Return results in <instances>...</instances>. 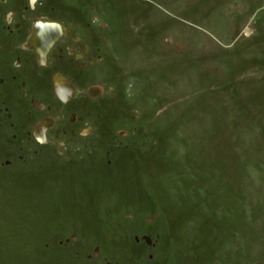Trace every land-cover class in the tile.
Masks as SVG:
<instances>
[{
	"label": "rangeland",
	"instance_id": "1",
	"mask_svg": "<svg viewBox=\"0 0 264 264\" xmlns=\"http://www.w3.org/2000/svg\"><path fill=\"white\" fill-rule=\"evenodd\" d=\"M29 4L2 3L0 31L17 11L47 48L57 24L90 67L60 71L86 87L73 105L38 65L45 109L12 100L0 123V264H264V0Z\"/></svg>",
	"mask_w": 264,
	"mask_h": 264
},
{
	"label": "flooded vegetation",
	"instance_id": "2",
	"mask_svg": "<svg viewBox=\"0 0 264 264\" xmlns=\"http://www.w3.org/2000/svg\"><path fill=\"white\" fill-rule=\"evenodd\" d=\"M39 3L42 2V0H36ZM37 2L36 5L32 4L30 0L29 5H23V9H28L29 7L31 8H37ZM2 3H7V0H2L0 2ZM0 4V6H2ZM12 11V10H11ZM9 12L7 13V22L3 23L2 28L5 29L6 31H0V67L7 68L5 69L4 72L1 73L0 75V89H6V87H10L11 91L10 94H13L15 97V100L10 96V94L3 92L0 97H3L2 102L0 103V123L6 127V131H10L11 129H14L15 127V109L12 105V100L15 101L18 104H23L27 102L26 100L29 99L30 103H35L37 102V108L40 110L45 109V105L43 103L38 102V96L40 95L39 93V88L36 87L37 80L39 78L40 82L44 81L43 76L40 77L38 76V71L37 69L35 70L36 74V81L31 79L32 73H34L35 67L37 68L38 65L45 66V67H55L58 66L57 70L53 71L51 74L52 78V84L54 83L55 90L54 93L51 89V92L53 95L59 97L61 102L65 104H73L75 105L78 103V97L80 96L79 93H85L86 87H83V84L77 79V77H71L70 74L65 72L69 78L72 80L74 84V88L71 85V83L60 73L63 69L65 70L66 68L64 67L70 65L74 69L81 71L82 73L85 72L89 67V62L86 56V53L90 51V47L87 43L79 44L77 48H73V46H69V44L66 41V36L72 38V39H79V35L77 36L69 32H65L64 29L61 31V35L53 42L50 44L47 48L45 45L47 44V39L42 41L40 46L43 48L42 51L39 50L37 47L36 39L37 36L35 37V30L31 31V33L28 35V37L25 36V39L20 40V33H22V29H24L25 25L21 20L17 21L15 20V17L17 15V11H12V17L11 19L9 18ZM54 25V24H53ZM57 25V24H55ZM62 28L61 26H59ZM71 31H73L71 29ZM75 32V31H73ZM33 33V36L31 37V34ZM53 36V35H52ZM52 38V37H51ZM35 40V41H34ZM12 41V43H10ZM15 42V43H13ZM39 45V44H38ZM11 46L14 51L11 50H5L6 47ZM82 46V48H81ZM5 48V49H4ZM18 51H27L29 52L28 54H16L15 57L11 53ZM86 52V53H85ZM73 56H71V55ZM101 60L99 59V55L97 56H92L90 58L91 64H96L99 63ZM10 66V69L8 68ZM62 69V70H61ZM34 77V75H33ZM76 83H75V82ZM35 84V85H34ZM47 85V83L45 82ZM51 84V85H52ZM82 85V86H81ZM69 87V95H67L65 98V95L62 93L63 88L62 87ZM51 87V86H50ZM85 88V89H84ZM98 89L101 92H103V88L101 87H93L92 90ZM59 90H61L60 94H58ZM88 93V90H87ZM102 94V93H101ZM61 97V98H60ZM49 109L51 108L49 104L47 106ZM36 108V109H37ZM59 118L56 116H47L38 127L35 130V133L33 136H38L41 138V140L47 141L48 142V132L53 130L57 123H58ZM12 127V128H11ZM16 128V127H15ZM60 130L58 134L61 132ZM64 132H66V129L64 128ZM72 135H77V132L75 129H70L69 131ZM12 138H16L18 140L19 135L16 132L12 133ZM37 140V138H36ZM15 152L19 154V158L21 160H25L23 154L25 153V149L23 146H18L15 149ZM13 164V162L10 159H5L3 162L0 163V166H9Z\"/></svg>",
	"mask_w": 264,
	"mask_h": 264
},
{
	"label": "bare ground",
	"instance_id": "3",
	"mask_svg": "<svg viewBox=\"0 0 264 264\" xmlns=\"http://www.w3.org/2000/svg\"><path fill=\"white\" fill-rule=\"evenodd\" d=\"M47 25H48V24L44 23V24L39 25L38 28H39V29H42V28L45 29V27H46ZM48 26H49V25H48ZM49 27H51V29L56 30V31L58 32V36L61 34V31H62V29H63V28H60L58 25H53V24H51ZM44 29H42V30H44ZM37 34H38V33H37ZM44 34H46V32L42 33L41 35L38 34V35H37V38H36V41H37L36 45H37V47L39 48L40 51H42L43 48H42L41 46H39L38 43H39L40 40H41V39H40V36H42V35H44ZM49 40H50V39H49ZM52 40H54V39H52ZM52 40H51V42H52ZM50 44H51V43H50ZM50 44H49V45H50ZM93 91H94V90H92L91 92H93ZM58 92H59L58 94H60L61 90H59Z\"/></svg>",
	"mask_w": 264,
	"mask_h": 264
},
{
	"label": "water",
	"instance_id": "4",
	"mask_svg": "<svg viewBox=\"0 0 264 264\" xmlns=\"http://www.w3.org/2000/svg\"><path fill=\"white\" fill-rule=\"evenodd\" d=\"M145 240L150 241V238L149 237H145Z\"/></svg>",
	"mask_w": 264,
	"mask_h": 264
}]
</instances>
